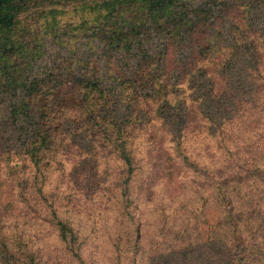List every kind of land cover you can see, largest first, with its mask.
I'll return each mask as SVG.
<instances>
[{
	"label": "trees",
	"instance_id": "trees-1",
	"mask_svg": "<svg viewBox=\"0 0 264 264\" xmlns=\"http://www.w3.org/2000/svg\"><path fill=\"white\" fill-rule=\"evenodd\" d=\"M67 4L79 20L65 16ZM149 124L170 138L174 163L191 160V125L218 151L245 144L222 150L226 160L213 154L206 239L189 231L151 263L264 264V0H0V163L12 170L27 158L39 171L77 152L69 176L89 194L108 188L99 166L111 156L125 197L140 167L134 142ZM154 149L162 165L168 153ZM17 177L18 199L4 202L3 189L0 210L44 196L39 176ZM51 208L59 241L86 264L79 229ZM123 231L118 264H150L138 257V229ZM41 248L30 235L0 233V264H50Z\"/></svg>",
	"mask_w": 264,
	"mask_h": 264
},
{
	"label": "rangeland",
	"instance_id": "rangeland-1",
	"mask_svg": "<svg viewBox=\"0 0 264 264\" xmlns=\"http://www.w3.org/2000/svg\"><path fill=\"white\" fill-rule=\"evenodd\" d=\"M65 8L68 11L65 16H69V19H80L75 5L67 4ZM52 58V55L47 56L48 61ZM193 118L198 116L194 115ZM192 120L194 119L191 118ZM138 133L134 149L140 167L131 180L130 191L125 197L123 190L115 187L114 180L122 166L119 160L111 156L107 159L103 157L99 166L108 188L99 192L97 188L95 193L89 194L79 189L69 176L73 160L77 159V152L72 153L71 157L56 155V161L53 160L48 166H44L47 168L39 171L27 158L15 157V162L11 163L14 166L12 170L3 160L0 163V192L5 189L4 202L18 199L19 188L13 189L11 185L13 174L17 183V173L22 181L34 180L36 175L39 176V184L44 186V196H41L39 203L31 199L30 204L20 205L16 210L11 204L2 208L0 233L8 231L19 236L30 235L33 243L42 245L43 254L51 256L50 264H79L68 255L57 237L56 229L48 218L51 207L60 209L79 229L86 264H118L117 256L119 254L123 259V253L120 251L121 244L118 253L117 243L119 237L124 236L123 230L127 225L133 234L138 229L132 235L140 245L138 257L142 256L150 264H153L151 259L161 249L188 238L186 235L189 231L192 233V240L204 241L207 236L203 233L205 217L201 212L207 211L211 203L209 180L214 163L213 154L226 160L227 156L221 154L222 150L226 154L229 151L235 154L245 144L241 143L239 146L240 142L237 140L218 151L214 140L191 125L188 129L191 160L181 164L173 161L174 150L170 138L161 141V133L154 132L151 124ZM243 139L244 137L241 138ZM158 147L164 148L168 153L164 156L162 165L156 164V158L152 156V153H156L154 148ZM256 148L254 146L252 149ZM169 154L172 159H169ZM99 171L96 169L95 175L90 178H101ZM249 186L243 190L247 195L251 193ZM51 204L53 205L50 207ZM32 205L39 209L36 213L31 212ZM184 229H188L185 234ZM199 247L200 244H197L195 249ZM159 264H166L163 257L159 259Z\"/></svg>",
	"mask_w": 264,
	"mask_h": 264
}]
</instances>
